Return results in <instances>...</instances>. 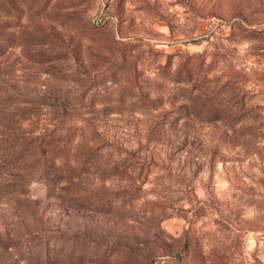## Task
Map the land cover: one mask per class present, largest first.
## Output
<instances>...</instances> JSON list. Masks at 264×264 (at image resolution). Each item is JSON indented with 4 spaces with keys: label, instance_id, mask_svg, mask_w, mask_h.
<instances>
[{
    "label": "rangeland",
    "instance_id": "rangeland-1",
    "mask_svg": "<svg viewBox=\"0 0 264 264\" xmlns=\"http://www.w3.org/2000/svg\"><path fill=\"white\" fill-rule=\"evenodd\" d=\"M0 264H264V0H0Z\"/></svg>",
    "mask_w": 264,
    "mask_h": 264
},
{
    "label": "trees",
    "instance_id": "trees-1",
    "mask_svg": "<svg viewBox=\"0 0 264 264\" xmlns=\"http://www.w3.org/2000/svg\"><path fill=\"white\" fill-rule=\"evenodd\" d=\"M238 122H239V120L236 117H232V118H228V119L224 120L223 124L226 127L235 128V127H239ZM247 129H249V128H247Z\"/></svg>",
    "mask_w": 264,
    "mask_h": 264
}]
</instances>
